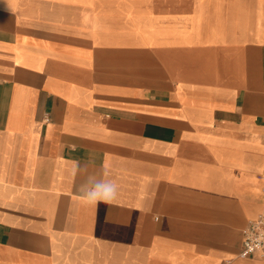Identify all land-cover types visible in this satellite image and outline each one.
Instances as JSON below:
<instances>
[{
	"label": "crops",
	"instance_id": "obj_1",
	"mask_svg": "<svg viewBox=\"0 0 264 264\" xmlns=\"http://www.w3.org/2000/svg\"><path fill=\"white\" fill-rule=\"evenodd\" d=\"M262 213L264 0H0V264H264Z\"/></svg>",
	"mask_w": 264,
	"mask_h": 264
},
{
	"label": "clouds",
	"instance_id": "obj_2",
	"mask_svg": "<svg viewBox=\"0 0 264 264\" xmlns=\"http://www.w3.org/2000/svg\"><path fill=\"white\" fill-rule=\"evenodd\" d=\"M75 175L86 177L79 188L84 205L96 207L99 203L111 204L118 199L119 185L108 178L107 172L100 175L90 174L87 164H77Z\"/></svg>",
	"mask_w": 264,
	"mask_h": 264
},
{
	"label": "built area",
	"instance_id": "obj_3",
	"mask_svg": "<svg viewBox=\"0 0 264 264\" xmlns=\"http://www.w3.org/2000/svg\"><path fill=\"white\" fill-rule=\"evenodd\" d=\"M242 257L254 254L264 256V213L251 219L243 230Z\"/></svg>",
	"mask_w": 264,
	"mask_h": 264
}]
</instances>
